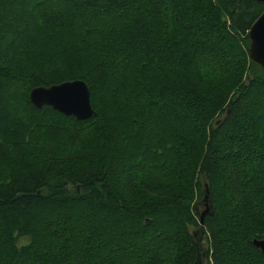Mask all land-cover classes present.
Returning <instances> with one entry per match:
<instances>
[{
	"label": "trees",
	"instance_id": "1",
	"mask_svg": "<svg viewBox=\"0 0 264 264\" xmlns=\"http://www.w3.org/2000/svg\"><path fill=\"white\" fill-rule=\"evenodd\" d=\"M263 10L0 0V264H194L203 205L201 264H264ZM73 80L96 116L30 104Z\"/></svg>",
	"mask_w": 264,
	"mask_h": 264
},
{
	"label": "water",
	"instance_id": "2",
	"mask_svg": "<svg viewBox=\"0 0 264 264\" xmlns=\"http://www.w3.org/2000/svg\"><path fill=\"white\" fill-rule=\"evenodd\" d=\"M254 1L264 3V0ZM248 38L249 58L264 70V10L250 26ZM28 97L35 109L49 107L64 116L73 117L76 121H85L96 116L91 107L89 88L83 80L66 81L50 87H35L30 90ZM206 213L207 207L200 213V228L193 233L194 243L198 249L205 239L202 225ZM253 244L264 255V240H254ZM204 255L205 252L202 251L194 264H201Z\"/></svg>",
	"mask_w": 264,
	"mask_h": 264
},
{
	"label": "rangeland",
	"instance_id": "3",
	"mask_svg": "<svg viewBox=\"0 0 264 264\" xmlns=\"http://www.w3.org/2000/svg\"><path fill=\"white\" fill-rule=\"evenodd\" d=\"M206 209V206L205 205H203V206H200V210H205ZM24 243H26V240L25 239H20L19 240V244L21 245V244H24Z\"/></svg>",
	"mask_w": 264,
	"mask_h": 264
},
{
	"label": "bare ground",
	"instance_id": "4",
	"mask_svg": "<svg viewBox=\"0 0 264 264\" xmlns=\"http://www.w3.org/2000/svg\"><path fill=\"white\" fill-rule=\"evenodd\" d=\"M205 187V186H204ZM254 241V240H253ZM202 244V243H201ZM201 244H200V248L198 249V255H197V258L198 256L200 255V253L203 251L202 247H201Z\"/></svg>",
	"mask_w": 264,
	"mask_h": 264
}]
</instances>
